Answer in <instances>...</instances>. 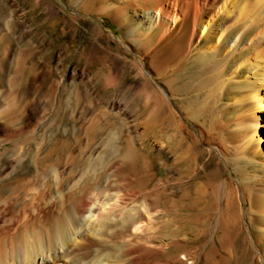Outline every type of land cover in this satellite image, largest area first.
<instances>
[{
	"label": "rangeland",
	"instance_id": "374dc122",
	"mask_svg": "<svg viewBox=\"0 0 264 264\" xmlns=\"http://www.w3.org/2000/svg\"><path fill=\"white\" fill-rule=\"evenodd\" d=\"M131 2L132 0H101L100 4V0H88L86 3L85 0H0V96L2 97L0 153L6 152L0 159V175L15 172V176L18 173L27 175L34 170L33 165L23 170L21 165L17 164L25 162L26 159V162H33L38 157L47 159L45 164L48 167L53 165L62 171L82 173L87 169L89 159L107 157L96 171L108 173L114 167L118 168L120 175L125 176V179L118 184L111 182L109 188L116 184L127 198L138 202L139 198L156 193L158 186L166 183V193L155 201L154 210L159 212L158 218L151 230L145 231L142 235L150 239L151 243L155 244L163 255L165 254L166 259H174L183 251L185 241L181 239L183 234L179 236L175 234L176 222L173 218H168L166 214L161 213V210L169 208L182 194H187L185 186L187 180H184L186 183L182 186L177 184V180L183 178L181 176L191 177L198 183L201 180V183L210 180L214 185L213 194L218 198H215V201L217 200L218 203L222 200L215 205L219 208L223 206L221 208L223 213L231 208L223 203H227L231 197H238L236 190L240 189L238 186L241 183L250 185L247 186L249 190L247 189L246 192L252 193L258 189L259 180H264V142H258L264 140V110L260 111V106L255 102L253 103V109L256 108L255 115L251 110L239 117V109L234 108L231 99L224 101L216 118L219 119L224 115L225 118L217 120L218 122L215 120V130L211 131L212 136L217 138L214 141L216 144L208 142L209 137L206 135L203 120L192 119L188 114L192 109H195L194 112L197 110L195 86H199L204 81L201 78L202 72L207 71L204 62L212 56L206 51L204 44L197 53H193L190 62L184 64L186 67L184 65L179 67L180 70L178 69L174 74L176 77L172 76L164 80L166 81L164 83L171 82L170 88L162 84L166 85L168 95L171 92L168 106L163 104L159 96H155L153 104L147 102L148 95L140 90L141 87L146 86L144 83L148 85L150 80L158 92L162 90L160 84L152 79L153 69H151L156 62L155 66H159L160 61L151 50L156 43L157 32L141 22L146 12L140 6L138 8L131 6ZM220 29L223 30L224 27ZM236 32L238 30L229 35V42ZM146 40H149L147 46ZM26 53L28 54L25 55ZM164 55L170 63H173L175 58L167 53ZM141 56L144 58L142 61H140ZM190 63L193 66H190ZM141 64H144L145 75L138 68ZM244 70L242 83L235 85L233 87L235 90H247L252 85V82L246 81L248 67ZM195 72L196 74L193 75ZM175 79L182 81L175 82ZM197 80H200V83ZM172 82H178V86ZM180 86L181 89L178 88ZM175 89L176 92L178 89L179 91L176 93ZM230 95L233 96V91H230ZM231 105L232 108L227 111L225 108ZM160 108L166 109L160 110ZM170 111L173 112L171 118H162ZM253 116H256L255 124L260 126L257 125L254 137L250 138L246 127L252 122ZM215 145L218 148L216 146L215 149ZM185 149H189L188 153ZM193 158L197 163H194ZM97 182L93 179L85 181V185L90 187H86L80 200L91 195L96 189L94 187H97ZM0 191V199L8 196L9 192ZM20 206L17 205L13 211H21ZM47 210L52 212L55 209L49 207ZM243 214L238 216V220L241 219L239 224L247 234L246 222L252 220L253 216L248 215L250 210H246ZM4 216L8 218V212ZM221 222L223 225V219ZM176 235L178 237H175ZM131 236L130 231L121 237L105 236L102 240L109 246L103 248L112 251L118 244L122 246L128 243ZM83 241V249H79L80 247L77 249L87 256H92L103 249L88 238ZM200 243L203 244L204 239ZM133 246L136 248L138 245L133 244ZM260 246L257 250L252 246L253 249H247L246 254L249 255L247 261L246 256L241 263L252 264L259 256V260L253 264H264L260 258L264 244ZM239 252L242 256V249Z\"/></svg>",
	"mask_w": 264,
	"mask_h": 264
},
{
	"label": "bare ground",
	"instance_id": "6f19581e",
	"mask_svg": "<svg viewBox=\"0 0 264 264\" xmlns=\"http://www.w3.org/2000/svg\"><path fill=\"white\" fill-rule=\"evenodd\" d=\"M86 1L88 0H85V3ZM135 3L137 4L135 5ZM131 6H135L136 8L140 6L146 12L141 22L157 32L156 43H151L153 44L151 50L152 54L156 55V57L158 56L157 58L160 60L158 63L159 66H155L157 62L155 63L154 60V67L152 68L150 66L151 63H149V66L153 69L152 79L160 84L159 86L162 90L158 92L150 80L148 81V85L144 83L147 87H141L140 90L142 93L148 95L147 102H152L153 104L156 99L155 96H159L162 98L163 104L167 105L169 103L168 100L170 99L169 95H171V92L168 95L165 86L168 85L170 88V80H173L170 79L169 84L164 83L166 82L164 80L174 76L176 71L178 69L180 70L179 67L181 65H187L186 63L190 62L193 53H197L201 49V45L204 44L206 51L210 52L212 56L204 62V67L207 69L206 72L204 71L205 73L202 72L201 78L204 81L200 83L199 81L201 79L199 81L197 80L200 84L199 86H195L197 87V99H195L197 110L194 112L195 109H192V112L188 114L192 119H198V121L199 119L203 120L206 135L209 137V140L207 139L208 142L210 141L213 144L217 139L212 136L211 131L215 130V120L218 122L217 120L225 118V115H221L222 117L219 119L216 118L218 111H221L219 109H222L221 107L224 101L231 99L230 101L235 106L234 108L239 109V117L241 114L245 115L251 112V110H253L252 113L255 115L256 108L253 109V103L255 102L260 106V111L264 110V0H132ZM100 8H102L101 5ZM108 10L110 9L108 8ZM107 11L105 12L107 13ZM222 26L224 27L223 30L220 29ZM236 30L238 32L235 33L234 37L232 36L233 39L229 42V35ZM148 41H144L146 46L149 43ZM165 53L175 58L173 63H170V60L168 61V58L164 55ZM142 56L140 57V61L144 59ZM206 57L203 58L205 59ZM137 61L139 63V60ZM199 62L201 63L200 60ZM237 62L239 63L237 64ZM133 63L135 62L133 61ZM191 63L190 66H193ZM168 65L170 66L168 67ZM247 67L248 73H246V81L252 82V85L247 90H235L233 87L242 83L241 77L245 71L244 69ZM138 68L144 74V64H141ZM148 71L150 72V70ZM183 73L185 74V72ZM175 82H172V84ZM162 84L166 85L163 86ZM175 84L178 86V82ZM177 86L175 85L174 88ZM178 88L181 89V86ZM230 91H233L232 97ZM201 93H203V97H201ZM192 102L194 103V101ZM0 103H2L1 96ZM231 108L232 105L225 109L228 111ZM163 109L160 108V110ZM172 113L170 111L169 114L161 117L164 119L171 118ZM4 117V120H6V116ZM251 119L252 122L247 125L246 132L250 135V138H253L255 129L260 124H255L256 116H253ZM159 120L161 121V119ZM167 120L169 121L170 119ZM241 126L239 129H241ZM259 141L264 142L263 139ZM185 151L188 153L189 149H185ZM4 154L3 152L0 153V159ZM46 160L45 158L38 157L33 162H26L27 159L25 162L19 161L20 163L17 165H21L23 170L33 165L34 170L31 173L28 172L27 175L18 173L15 176L16 172L14 174L0 175V190L9 192L7 197L0 199V264H242L241 261L247 256V249L255 247L257 250V248L261 247L260 245L264 244V180L262 179L258 182V189L252 193L251 191L246 192L248 189L247 186L250 185L241 183L238 186L240 189L236 190L238 199L231 197L227 200V203H223V205L227 204L231 207L223 213L221 209L223 206L219 208L218 205H215L222 200L218 203L217 200L215 201L217 197L213 194L214 185L210 180L205 183H201V180L198 183L192 180L191 177L181 176L183 178L178 179L177 184L182 186L187 182L185 185L187 190L184 188L187 194L181 193L182 196L180 195L181 197L174 202L171 201V198L170 201L173 203H170L171 206L164 211L161 210V213L166 214L168 218L172 217L176 222L174 232L178 236L183 234V238L181 239H184L185 242L183 243H185V247L183 246V251L174 259H166L164 257L165 254L163 255L161 250L157 249L158 247L151 243L150 239L142 235L145 231L151 230L155 220L158 218L159 212L154 210L155 201L166 193V183L159 185L156 193L148 194L145 197L143 196L137 202L132 198H127L122 193V190L116 187V184L122 183L125 179V176L120 175L118 168L114 167L108 173H97L96 169L107 160V157L89 159L87 169L85 171L83 170L84 172L82 173H75L71 170L66 171L65 169V171H62L53 165L52 167H48L45 164ZM195 160L193 158L194 163L196 162ZM54 164L56 165V162ZM191 174L187 175L191 176ZM192 175H195V173ZM90 179L98 181L97 187H94L96 189L92 191L90 196L80 200V196L83 195L87 189L86 187H88L85 185V181H90ZM184 180L187 181L184 182ZM113 181L116 184L109 188ZM228 189L230 188L228 187ZM226 198L224 199L226 200ZM19 204L22 207L21 211H13ZM228 206L226 207L228 208ZM49 207L55 210L49 212L47 210ZM246 210H250V214L248 215L253 216L252 220L246 222L248 225L247 234L245 232L246 230H243L239 224L241 219L238 220V216H242ZM6 212H8V218L4 216ZM222 219L225 225H222ZM170 227L172 226L170 225ZM167 228L169 229V227ZM128 231L132 233L128 243H124L122 246H118V244L113 249L109 247L112 251H106L105 249L107 248H103L109 246L102 240L103 237H121ZM177 235L175 237H178ZM85 238L94 241L103 249L97 251L94 255L91 254L92 256H87L81 250L78 251V247H80L79 249H83L82 242L84 243L83 239ZM202 239H204L203 244L200 243ZM133 244L138 246L135 248ZM163 249L165 248L163 247ZM240 249H242V256L239 255ZM260 255V258L264 262V246ZM248 256L246 257V261ZM257 260H259V256ZM256 261H253L252 264L256 263ZM246 263L243 262V264Z\"/></svg>",
	"mask_w": 264,
	"mask_h": 264
}]
</instances>
